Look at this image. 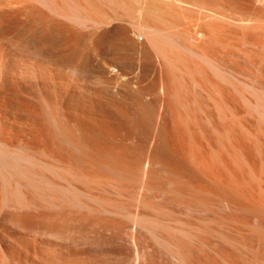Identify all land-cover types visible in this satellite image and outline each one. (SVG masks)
Segmentation results:
<instances>
[{
	"label": "bare ground",
	"instance_id": "bare-ground-1",
	"mask_svg": "<svg viewBox=\"0 0 264 264\" xmlns=\"http://www.w3.org/2000/svg\"><path fill=\"white\" fill-rule=\"evenodd\" d=\"M251 32L264 0H0V264H212L215 205L264 239Z\"/></svg>",
	"mask_w": 264,
	"mask_h": 264
},
{
	"label": "rangeland",
	"instance_id": "rangeland-1",
	"mask_svg": "<svg viewBox=\"0 0 264 264\" xmlns=\"http://www.w3.org/2000/svg\"><path fill=\"white\" fill-rule=\"evenodd\" d=\"M241 36V32H235ZM253 36L257 39H264V32H251ZM263 53V52H262ZM258 54V63L257 66L264 67V58L263 55ZM243 64H246V71L253 72V74L262 77L256 69L252 66L248 61L242 60ZM263 78V79H262ZM260 79L263 80L264 77ZM214 215L212 216V228H213V263L212 264H221L220 257L217 254L218 246V236L217 231L221 228V223L223 225V232L226 237L225 243V263L224 264H264V239H262L259 235H257L249 226L245 225L241 221H234L231 215L236 214L235 210L231 207L223 208V214L228 216L226 218L228 220H221L219 214L220 213L219 207L216 205L213 207Z\"/></svg>",
	"mask_w": 264,
	"mask_h": 264
}]
</instances>
